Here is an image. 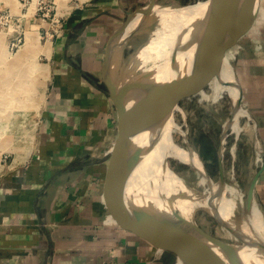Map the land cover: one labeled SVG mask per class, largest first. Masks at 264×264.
I'll return each instance as SVG.
<instances>
[{
	"label": "crops",
	"instance_id": "0c3cea01",
	"mask_svg": "<svg viewBox=\"0 0 264 264\" xmlns=\"http://www.w3.org/2000/svg\"><path fill=\"white\" fill-rule=\"evenodd\" d=\"M148 1L85 0L64 18L44 62L49 75L34 141L0 175V264L179 263L141 234L109 183L118 115L102 79L103 58L128 10ZM226 51L254 120L255 148L245 163L252 177L264 160V0ZM242 157L241 147L235 162ZM255 197L264 209V169Z\"/></svg>",
	"mask_w": 264,
	"mask_h": 264
},
{
	"label": "rangeland",
	"instance_id": "374dc122",
	"mask_svg": "<svg viewBox=\"0 0 264 264\" xmlns=\"http://www.w3.org/2000/svg\"><path fill=\"white\" fill-rule=\"evenodd\" d=\"M84 1L0 0V175L6 167L20 162L21 156L30 146L28 144L34 141V132L45 92L39 110L34 108L32 98L45 90L48 79L40 73L38 67L47 61L49 41L52 42L55 37L64 32L63 22L66 15L75 5H81ZM200 2L209 1L159 0V4L162 5ZM203 10L204 8H201L196 15L200 16ZM158 27L159 17L153 12L143 23L137 24L131 30V34L119 45L115 67L122 68L125 78L134 74L141 61V57L138 56L139 51L156 35ZM224 54L234 67L226 50ZM236 74L235 69L234 75L237 76ZM218 75L219 69L203 88L185 93L180 97L179 101L185 115L180 110L175 112L176 120L187 129L185 137L182 133L175 132L176 141L186 146L189 141L199 153L214 180L219 179L218 148L225 122L235 112L231 92L225 87L219 90L215 86ZM240 89L238 96L241 95ZM240 104L248 109L243 96ZM248 111L250 112L249 109ZM239 124L242 125L239 132L228 129L226 141L223 144V161L225 183L238 205L243 203L242 206L240 205V209L243 210L251 178V169L249 170L245 163L249 161L255 148L251 138L254 124L252 115L251 117L241 116ZM241 147L244 158L242 157L236 163L234 158L237 156L238 148L241 149ZM179 161L169 158V165L171 164L172 168L174 166L173 169L182 176L184 181L203 190H210L207 179L203 175L193 167ZM253 211L251 219L257 222L259 227L263 226L264 213L261 208L257 205ZM195 219L212 234L240 242L210 211L198 209Z\"/></svg>",
	"mask_w": 264,
	"mask_h": 264
},
{
	"label": "water",
	"instance_id": "95a60500",
	"mask_svg": "<svg viewBox=\"0 0 264 264\" xmlns=\"http://www.w3.org/2000/svg\"><path fill=\"white\" fill-rule=\"evenodd\" d=\"M208 1V14L194 51L185 61H181L179 55L173 56L170 60L171 74L164 80L157 77L158 70L155 68L125 78L122 68L115 67L117 49L131 34L128 28L133 18L138 14L148 17L159 0H149L144 5L128 10L127 17L110 35L102 63V79L117 109L118 137L110 160L109 183L111 195L118 207L135 221L148 241L158 248L175 253L178 264H243L239 246H258L264 253V240L252 239L221 214H213L240 242L219 237L207 231L195 218L187 219L177 210H160L143 192L129 187L141 142L169 114L174 102L180 103L183 94L203 88L218 72L221 55L250 28L260 3V0ZM241 98L242 87L240 102ZM224 134H228L226 127L218 148V180L222 184L226 182ZM187 145L191 146L189 141ZM263 169L264 160L249 181L242 210L246 213H252L257 203L255 187ZM206 171L211 177L207 167ZM261 210L264 212V209Z\"/></svg>",
	"mask_w": 264,
	"mask_h": 264
},
{
	"label": "bare ground",
	"instance_id": "6f19581e",
	"mask_svg": "<svg viewBox=\"0 0 264 264\" xmlns=\"http://www.w3.org/2000/svg\"><path fill=\"white\" fill-rule=\"evenodd\" d=\"M201 8L204 10L200 16H197L196 14ZM208 9L209 2L173 3L169 5L157 3L153 12L159 17L158 31L139 51L138 56L141 57V61L134 73L155 68L158 70L157 77L159 79L168 78L171 74V58L179 55L181 61H185L194 51L202 26L206 21ZM148 17L144 18L142 14H138L133 18L128 28L129 31L140 22L143 23ZM50 45L51 41H49V47L47 45L48 52ZM227 58L223 53L219 59V75L217 79L215 78V86L219 90H223L225 87L231 92L235 112L225 122V127L239 132L242 126L239 124L241 116L251 117V114L245 106L240 104L238 93L241 84L238 76L234 75L235 68ZM38 68L40 73L48 78V63L46 62ZM43 98L44 91L32 98L35 109L39 110ZM176 110L182 111L185 115L181 104L178 101L174 102L169 114L141 142L142 147L129 179V187L143 192L145 197L162 211L177 210L185 218L193 220L196 211L203 208L212 214H221L252 239L264 240V219L262 220L263 226L259 227L257 222L251 219V213H246L240 209V205L242 206L243 203L238 205L231 195L233 193L229 192L226 183L222 184L219 180H214L209 176L197 150L192 146L182 145L176 141L175 132L182 133L184 137L187 135V129L176 120ZM225 141L226 135L224 134L223 144ZM28 150L29 148L23 156L28 154ZM169 158L178 159L196 169L207 179L210 190H203L184 181L182 176L173 169L174 166L172 168V165H169ZM255 207H257V203L253 210ZM239 252L244 260L243 264H264V253L258 246L241 245Z\"/></svg>",
	"mask_w": 264,
	"mask_h": 264
}]
</instances>
